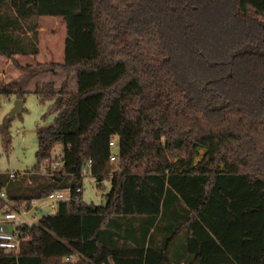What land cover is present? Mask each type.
Listing matches in <instances>:
<instances>
[{
  "label": "trees",
  "instance_id": "16d2710c",
  "mask_svg": "<svg viewBox=\"0 0 264 264\" xmlns=\"http://www.w3.org/2000/svg\"><path fill=\"white\" fill-rule=\"evenodd\" d=\"M42 17L63 19L65 60L21 65ZM3 58L20 76L0 79V110L41 75L65 77L35 85L54 123L8 198L71 193L0 264H264V0H0V74ZM9 131L0 121L7 151ZM57 146L63 167L41 174ZM85 170L111 184L95 209L77 193Z\"/></svg>",
  "mask_w": 264,
  "mask_h": 264
},
{
  "label": "rangeland",
  "instance_id": "374dc122",
  "mask_svg": "<svg viewBox=\"0 0 264 264\" xmlns=\"http://www.w3.org/2000/svg\"><path fill=\"white\" fill-rule=\"evenodd\" d=\"M56 18L42 17L39 21V45L41 43L43 54L47 58L49 55L47 53L48 48H50L51 53L53 51L55 54H61V57L64 55L67 31L64 21ZM162 33L164 36H167L163 30ZM41 34L42 40H40ZM169 46L171 47V45ZM56 57L54 55V58ZM4 73L7 77L5 79L3 78V81L1 80L2 82H6L7 79H12V69ZM35 80L53 83L55 87L57 86L56 89H60L65 77L62 74H45ZM33 83L35 84V82ZM33 83L26 88L28 94L23 105L24 110L14 117L10 118V114L15 107L17 98L12 95L8 98L3 97L1 99L0 121L2 123L5 119L10 120L9 133L11 139L9 151L4 148L2 143L0 145V172L3 174L20 173L22 178H26L29 172L37 166L38 133L47 130L54 123V115L44 118L51 103L43 105L39 102L38 96L34 93L36 84L34 85ZM193 83L197 88H205L206 90L208 88L207 85L199 86L198 81H194ZM69 90L71 92L76 91V80L70 83ZM227 102L225 100L222 103L223 106L227 105ZM205 153V150H200L196 163L203 159ZM61 154L62 147L57 146L56 150L52 153V159L56 160ZM110 188L111 184L108 180L98 183L95 178L86 173L82 182L83 201L90 206H100L105 203V196L110 191ZM37 214L41 217L42 215L53 214V211L49 207L43 206Z\"/></svg>",
  "mask_w": 264,
  "mask_h": 264
},
{
  "label": "built area",
  "instance_id": "2783aa9c",
  "mask_svg": "<svg viewBox=\"0 0 264 264\" xmlns=\"http://www.w3.org/2000/svg\"><path fill=\"white\" fill-rule=\"evenodd\" d=\"M24 140V138H23ZM111 148V161L117 160L119 151L118 137H115L110 142ZM52 159V158H51ZM45 160L41 164V174L46 176H52L55 171L63 167L62 154L57 157L56 160ZM91 167V162L88 164V169ZM88 170H85L83 176ZM9 179L6 182L5 187L0 190V200L3 202V208L0 217V248L8 254H16L20 250V246L23 240L26 238V234L29 230L39 225L40 216L37 213L40 212L43 206L49 207L53 214L58 210L60 203L66 201L71 193L70 190L54 191L50 193L46 198L41 200H32L29 204L17 203L8 198L6 187L10 181L18 180L22 177L20 173L7 174ZM77 193H82L81 189H77ZM29 206V207H28ZM24 230V231H23ZM79 259L78 254L71 255L65 258V262H75Z\"/></svg>",
  "mask_w": 264,
  "mask_h": 264
},
{
  "label": "crops",
  "instance_id": "0c3cea01",
  "mask_svg": "<svg viewBox=\"0 0 264 264\" xmlns=\"http://www.w3.org/2000/svg\"><path fill=\"white\" fill-rule=\"evenodd\" d=\"M42 19V18H41ZM56 19H59L58 17ZM62 19V18H60ZM63 20V19H62ZM66 27V26H65ZM40 40H42V34L40 35ZM50 48H48L47 50V53L49 54L48 55V58L43 54V50H42V46H41V43L39 45V55L37 56H22V55H17L15 56V59L21 64V65H36L37 63H48V62H57V63H63L64 60H65V50H64V55L61 57V54H55L53 51L52 53L50 52ZM54 55H56L57 57L54 58ZM3 66V67H2ZM12 69V79L10 80H6V83L13 80V79H17L19 76H20V72L17 71L13 64H12V61L9 60V59H6V58H3L1 60V74H0V79L3 81V78L5 79L7 76L4 75L5 71H11ZM35 82V84L37 82H39L38 80H33L30 85L28 86H31V84ZM34 84V83H33ZM34 84V85H35ZM57 87V86H56ZM0 174L4 175L3 173L0 172Z\"/></svg>",
  "mask_w": 264,
  "mask_h": 264
},
{
  "label": "water",
  "instance_id": "95a60500",
  "mask_svg": "<svg viewBox=\"0 0 264 264\" xmlns=\"http://www.w3.org/2000/svg\"><path fill=\"white\" fill-rule=\"evenodd\" d=\"M24 102L21 100H17L15 103V107L13 109V111L10 114V118L14 117L15 115H17L23 108ZM93 209H95V206H92Z\"/></svg>",
  "mask_w": 264,
  "mask_h": 264
},
{
  "label": "flooded vegetation",
  "instance_id": "af4514ba",
  "mask_svg": "<svg viewBox=\"0 0 264 264\" xmlns=\"http://www.w3.org/2000/svg\"><path fill=\"white\" fill-rule=\"evenodd\" d=\"M224 102H225V100L220 101V102L217 104V107L215 106V109L224 108V107L226 106V105L223 106L222 103H224ZM210 103L212 104V102H210Z\"/></svg>",
  "mask_w": 264,
  "mask_h": 264
}]
</instances>
